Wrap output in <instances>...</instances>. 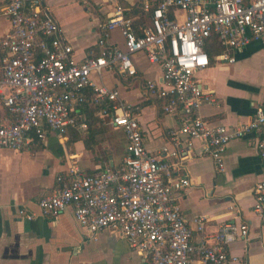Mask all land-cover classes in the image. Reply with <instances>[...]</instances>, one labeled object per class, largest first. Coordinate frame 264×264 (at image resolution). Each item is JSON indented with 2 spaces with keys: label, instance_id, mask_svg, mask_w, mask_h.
I'll use <instances>...</instances> for the list:
<instances>
[{
  "label": "built area",
  "instance_id": "2783aa9c",
  "mask_svg": "<svg viewBox=\"0 0 264 264\" xmlns=\"http://www.w3.org/2000/svg\"><path fill=\"white\" fill-rule=\"evenodd\" d=\"M11 29L0 41V149L16 152L44 143L50 134L65 136L76 127V111L90 101L99 106L107 124L127 137V153L118 168L84 172L77 162L57 178L51 192L38 202L41 215L58 218L73 210L77 223L95 240L103 231L117 233L141 264H232L228 248L247 242L246 223L226 222L208 233L205 217L191 227L178 203L191 181L182 175L195 142L217 172L225 171L228 146L249 135L264 168V107L238 127H212L200 114L204 106L219 107L215 94L197 74L211 66L207 44L222 48L220 62L234 64L235 51L252 42L264 46V0H161L142 10L150 25L137 35L133 21L119 6L98 40L99 54L78 63L59 23L46 12L43 0H6ZM120 30L125 49L109 44ZM144 54L148 63L162 68L160 84L147 82L149 98L162 101V111L180 120L169 131V147L147 150L139 124V108L120 97L116 89L92 81L105 71L136 77L133 62ZM85 129V125L80 126ZM254 214L264 223V181L254 191ZM32 221L34 213L22 210ZM199 235L198 240L195 239Z\"/></svg>",
  "mask_w": 264,
  "mask_h": 264
},
{
  "label": "crops",
  "instance_id": "0c3cea01",
  "mask_svg": "<svg viewBox=\"0 0 264 264\" xmlns=\"http://www.w3.org/2000/svg\"><path fill=\"white\" fill-rule=\"evenodd\" d=\"M43 1L46 12L56 19L73 47L75 61L80 63L98 56V40L117 7L124 11L142 10L143 4L156 6L161 0ZM6 7L7 1L0 0V41L11 29ZM141 12V16L128 19L133 25L137 20L147 27L150 15ZM134 28L137 31L135 25ZM109 44L125 49L120 30L114 31ZM3 56L0 49V66ZM234 57L236 62L229 64L215 56L211 66L197 74L204 88L213 92L220 102L219 107L207 105L200 111L212 127H238L248 123L257 108L264 107V46L252 42L235 51ZM133 62L138 70L136 77L105 71L101 77L92 74L91 78L97 85L116 89L122 100L140 109L139 124L145 146L149 152L159 153L169 147V131L178 127L180 120L165 114L162 101L147 94V82L161 83L162 68L150 65L144 54L135 55ZM76 116L83 119L79 107ZM97 118L101 123L95 127L96 133L102 128L119 131L107 124L101 110ZM73 131L82 136L81 141L69 142L68 136ZM87 138V127L76 126L69 128L63 137L50 134L46 142L34 143L21 152L0 149V264L142 263L141 256L117 233L103 231L95 240L89 239L71 209L58 218L41 215L39 200L51 192L57 178L66 174L73 161L89 174L123 164L125 157L115 165L109 153L105 162L93 156V147L87 148ZM95 140L98 143L101 139L95 137ZM256 142L255 134L232 142L226 151L225 171L219 173L213 160L203 155V142L197 141L182 171L190 179L191 187L178 196V203L192 228L193 220L198 217L207 219L208 233L216 232L226 222L249 225V240L228 248L229 255L237 259L232 264H264V223L253 211L255 188L264 181ZM22 210L34 213L36 218L27 220L21 216ZM198 238L196 234L195 239Z\"/></svg>",
  "mask_w": 264,
  "mask_h": 264
},
{
  "label": "trees",
  "instance_id": "16d2710c",
  "mask_svg": "<svg viewBox=\"0 0 264 264\" xmlns=\"http://www.w3.org/2000/svg\"><path fill=\"white\" fill-rule=\"evenodd\" d=\"M142 10L133 9L132 11H124L126 18H137V16L142 15ZM134 25L137 29V35H142V30L146 27V24H140L137 20H135ZM148 27V26H147ZM206 51L209 54L211 62L214 60L217 54L222 52V48L219 47L216 39H213L209 44H207ZM100 107L92 104L90 101L86 102L83 105L79 106V114L83 116V119L78 121L77 126L85 125L87 127L88 138L86 140L87 148H90L94 143H96L95 135L97 127L101 122L98 117V113L100 112ZM69 142L76 143L82 140V136L73 131V133L68 136Z\"/></svg>",
  "mask_w": 264,
  "mask_h": 264
},
{
  "label": "rangeland",
  "instance_id": "374dc122",
  "mask_svg": "<svg viewBox=\"0 0 264 264\" xmlns=\"http://www.w3.org/2000/svg\"><path fill=\"white\" fill-rule=\"evenodd\" d=\"M107 122V120L105 119ZM84 132L83 130H80ZM95 137L100 140V142L93 144V156H96L99 160L105 162L108 157L106 153H109V156H112L115 165H119L122 162V158L126 155L127 148V137L126 134L122 131H113L110 128H102L98 133H94Z\"/></svg>",
  "mask_w": 264,
  "mask_h": 264
}]
</instances>
